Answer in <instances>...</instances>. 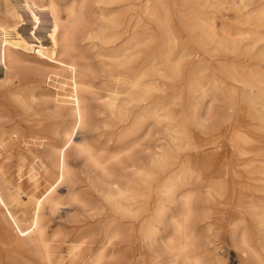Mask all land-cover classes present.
I'll list each match as a JSON object with an SVG mask.
<instances>
[{
    "label": "bare ground",
    "instance_id": "6f19581e",
    "mask_svg": "<svg viewBox=\"0 0 264 264\" xmlns=\"http://www.w3.org/2000/svg\"><path fill=\"white\" fill-rule=\"evenodd\" d=\"M3 1L13 22L9 26L0 19V66L4 70L0 89L9 93L18 110H34L27 119L35 128L42 117L39 109L47 108L49 102V108L61 119L46 143L47 149H52L46 155L50 163L41 162V174L30 164L27 178L19 168L16 176L9 178L0 166V264H13V260L19 264H101L105 255L100 239L89 258L86 251L98 234L96 217L109 211L119 220H129L130 264H264V149H248L260 143L257 135L240 128L230 137L228 149L219 138L225 135L229 118H223L212 134L190 107L192 112L185 117L190 130L186 132L182 125L175 129L176 139L185 140L176 143V156L159 150L136 158L131 137L143 130L147 134V122L152 118L174 119L166 105L151 101L153 90L159 91L151 77L159 70L153 69L149 58L140 56L145 40L134 36L121 39L118 33L79 36L71 27L83 17L86 0H69L63 16L52 2L41 7L35 0ZM121 1L130 7L132 2L142 4L143 12L160 25L168 67L166 73H157L160 77L185 76L188 93L201 96L206 92L205 84L215 80L216 67L211 68L210 60L217 57L216 66L224 75L220 83L257 89L250 106L260 111L258 117L264 121V112L256 108V98H264V0H202L199 6L203 8L226 5L228 12L218 15L224 20L222 31L216 32L213 23L194 10L189 30L201 53L182 48L175 64L168 57L177 46L176 38L160 21L166 11L165 0L96 3ZM108 21L113 28L119 27L114 17ZM42 22L47 25L42 27ZM82 41L87 43L81 45ZM185 57L192 59L183 75L181 61ZM228 57L232 60L222 59ZM205 70L210 73L207 77L201 74ZM97 73L107 82L102 102L105 116L124 124L116 133L113 149H108L107 141L95 144L88 140L98 128L86 97L87 92L93 93L90 78ZM44 80L53 86H46ZM233 96L234 91L226 89L225 98L231 101ZM261 106L264 111V103ZM228 110L233 111V106ZM108 122L103 124L106 128L111 126ZM10 128L12 134L17 132L16 126ZM8 131L0 127V149L9 146ZM33 141L25 149H36L39 139ZM184 146L192 153L176 160ZM73 159H81L98 173L94 183L80 185L82 179L71 164ZM23 161L20 156L18 163ZM128 168L130 174L124 176L122 172ZM60 189L63 191L58 192ZM63 215L81 223L93 220L78 225V231L68 239L65 257L54 247L63 231L52 230L51 222ZM118 223L115 220L107 228L108 240L116 236ZM114 257L125 261L124 254Z\"/></svg>",
    "mask_w": 264,
    "mask_h": 264
},
{
    "label": "rangeland",
    "instance_id": "374dc122",
    "mask_svg": "<svg viewBox=\"0 0 264 264\" xmlns=\"http://www.w3.org/2000/svg\"><path fill=\"white\" fill-rule=\"evenodd\" d=\"M35 1H40L39 5L41 7H45L49 2H52L53 8L58 14L62 16L65 15L68 7L66 5H68L69 2V0ZM96 1L97 0H86L83 17L75 21L74 26H72L71 29L75 31L77 30L76 33H78L79 36H83L84 34H90L93 36H99L102 34L106 36L109 34L118 33L121 39L128 36H134L143 39L145 41L144 44L140 47V56L149 58L152 61L153 69L159 70V72L157 73H166L168 71V67L165 64V57L163 56L162 52L164 50L163 41L165 40L163 31H160V25L155 22L153 17L148 16L143 12L142 4H139L138 2H132L130 7L128 2L121 1L105 5L97 4ZM201 4L202 0H165L166 11L160 15V21L164 26H169L170 30L176 38L175 41L177 44V46L173 48L171 52L172 54L168 57L171 60V64L177 63V54L180 53V50H182V48H185L187 52L190 53H201V51L195 47L192 41L194 35L192 36L189 30L191 21L190 17L195 15L194 10L198 11L199 16H202L207 22L213 23L216 32L219 33L222 31V22L224 20L218 15L220 12L223 14L228 12L226 5L218 4L216 5V8L212 9L207 7H200L199 5ZM100 7H102V10L99 9ZM113 17L119 24V27L116 29L113 28V26L108 21V18L110 19ZM0 19L7 25H12L13 19L9 16L8 13L5 12V3L3 0H0ZM104 19L106 20V22ZM42 24V27H44L45 25H47V22H42ZM86 43L87 41H82L81 45H85ZM84 47L86 48L87 46ZM191 59V57H185L182 59L181 63L183 75H186L187 68L189 69L191 67L190 65H188L189 60ZM222 59L232 60L231 57ZM93 61H95V58H93ZM218 61L219 60H217V57H213L210 60L211 68H213L214 66L216 67V70L213 71L215 80L213 83L208 82L205 84L204 89L206 92H204V94L201 96L198 93H188L185 84V76H182L181 78L169 79L160 77L157 73L153 72L151 77L152 83L159 86V91L153 90L151 101H156L158 103L166 105V108L169 111L171 110L169 112V114H171L170 116L174 119L172 120L168 117H163L156 121L154 118H152L147 122V128L149 129L147 134H145L143 130L141 132L135 133L136 135L134 134L135 136L131 137V139L133 138L131 142H134L133 145H135L133 146V148L135 149L137 155L136 158L142 159L150 152L159 150H166L169 156H176L178 152V149L175 147L176 143H179L181 141L184 142L185 140H177L176 137L178 136V133L175 132L180 125L184 126L186 132L190 130L185 117L190 112H192V110H194V112L198 114L202 120L204 119L205 123L209 125L210 129H212V134H215V132H217V129L222 124L221 120L223 118H229V120L225 123L227 125L225 135L219 138V141L223 143V145H225V147H227L228 149L231 148L229 142L230 137L235 131L239 130L240 128H242L243 130H250L251 133H255L258 137V140L260 141V143L255 146H249V150L256 151V149H258L259 147L262 148V146V149H264V121L260 119V115L258 117L260 111H256L254 108L252 110V106H250L252 105L250 103L251 98L255 95V92L258 93L257 89L243 87L242 84L240 85L236 83L229 85L227 84L229 82L225 81H222L220 83L219 80H224V75L221 69L219 70V67L216 66ZM262 67L263 68L261 69V71L264 72V66ZM208 72V70H205L201 74L202 76L207 77V75L210 74ZM2 74L4 75V70L3 67L0 66V78L4 77ZM90 79L92 82L91 84H93L91 85L93 93L87 92L86 97L87 102L90 105L89 109L91 113V119L93 122H96L98 124V128L89 135L88 140L95 144L107 141L108 149H113L114 145L112 144H116V133L122 129V126L124 124H118L115 122V120H112V118L109 119L108 116H105L107 112L103 108L102 102L105 99L104 96L107 93V82L103 75L101 73H97ZM44 81L46 83H42L48 86V81ZM226 89H231L232 91H234V96L231 101L225 98ZM3 90L0 89V127L9 129L8 135H10L11 139L14 138L15 142H9V140H13L8 137L6 141L9 146H7L6 149H0V161L2 160L0 162V166L3 167L9 178H14L16 176V171L18 168L21 174H23V177L27 178L29 174L30 164L33 167L35 166L34 168L39 172V174H41V162H44L48 165L50 163L46 155H48L52 149H47L46 143L48 142L49 137L52 136L54 127L59 124L58 122H60L61 118L56 116V113L52 112V110L49 108L51 107L52 104L50 103L52 102H49L48 104H46L47 108L39 109L40 111H42V113H40V117H42H39L41 119V121L39 122L40 125L35 128L33 123L27 119L30 114L34 113V110L31 109L28 112L18 110L14 100L8 96L9 93L6 94ZM180 92L183 93L182 97H174L176 93ZM256 100L259 101V103L256 105L257 107L255 105L254 106L260 109L261 114H263L264 111H262L263 107L261 106V104L264 103V98L262 100L256 98ZM41 102L42 100H39V103ZM230 102L232 105L229 104ZM229 106H233V111L228 110ZM36 107L37 104H34L33 108ZM190 107H193L192 110ZM43 117H45L46 119ZM105 121H109L108 124H111V126L106 128L105 125H103ZM41 125L43 127V130L39 128ZM12 126H16V133H11L13 129L10 127ZM48 126H50L51 128H48ZM35 138H38L40 142L36 145V149H25V145H27V143L33 144V140ZM109 139L113 140L108 141ZM26 150H28V152H31H29L28 154ZM179 151L180 155L176 157V160H179L185 155L192 153V149L185 146L184 148L182 147V149H179ZM18 152H21V154ZM29 155L30 157H28ZM43 155L45 157H43ZM20 156L24 157V161L21 164L18 163V158ZM71 164L75 170L79 171V176L82 179V183H80V185L87 187L96 181L98 173L95 170L91 169L87 164L83 163L81 159H73ZM130 171L131 169L128 168L125 172L122 173L124 174V176H126V174H130ZM117 172L120 173L119 169H117ZM61 190L63 191V189H60V191L58 192H62ZM14 206L15 204H12V208ZM68 214L71 215V213ZM63 216L66 218H64ZM63 216L62 218H54L51 222L53 226L52 230L61 228L63 231V236L60 239L54 241V247L56 252L61 253L65 257V249L68 239L74 234L75 231H78V225L81 222L71 220V218H67V215ZM91 220L92 219L83 220L80 225L88 224L89 222H91ZM115 220L119 221V223L116 224L117 234L116 236L108 240L107 228ZM128 221L129 220L122 221L117 219L116 217H114V213L111 211L103 214L102 216L100 215L99 217H96V223H98L99 226L97 229L98 234L96 235V237H94L95 239H93L91 249L89 251H86V256L90 257L92 253H95V249L99 245L96 240L100 239L104 244L102 253L105 255L101 264H130L132 247L130 243L129 232H127ZM100 228H102V231H100ZM230 253L233 255V251ZM121 254H124L125 256V261L123 262L114 257ZM11 256L12 255L9 254V258H11ZM18 262H15L13 260V264H17ZM38 262L39 261H37V264H39ZM22 264L31 263L25 262Z\"/></svg>",
    "mask_w": 264,
    "mask_h": 264
}]
</instances>
